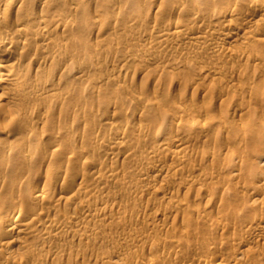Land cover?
<instances>
[{
    "label": "bare ground",
    "instance_id": "6f19581e",
    "mask_svg": "<svg viewBox=\"0 0 264 264\" xmlns=\"http://www.w3.org/2000/svg\"><path fill=\"white\" fill-rule=\"evenodd\" d=\"M97 1L100 2V0ZM251 1V4L248 5L249 9H259L260 6L262 7L264 4V0ZM88 4L86 0H0V118L4 120L3 122L5 123L3 124H7V126H1L3 130H0L2 131L1 134L3 133L6 137L11 135L9 132L10 128H22L26 134L23 138L21 137L19 147L14 144L0 146V264H28V260H31L30 264H54V261H58L63 255H67L68 250L72 249L71 246L75 243L96 242L97 238L101 239L106 235V226L113 227L110 224L111 221H113V223L117 221L116 223L119 227H122L124 224L122 220L128 215H126L127 210H123L121 206L120 208L117 206L120 204L119 199L122 200L125 196L126 198L130 197L134 199L138 197L142 200L146 198V196L154 195L157 197H154L157 199L156 202L160 201L161 203L168 199H174L175 190L172 192L166 186H162L163 182L159 188L157 186L160 185H156L155 182L162 179L165 180L166 177H168L167 180H169L170 177L172 179L179 174L185 175L187 169L184 166V162L193 154H202L203 151H189L187 147H181L180 145L184 144L188 140V135L193 132H198L203 136L204 134H208L209 130L210 132L212 130L210 129L212 124L209 123L208 117L205 118L201 115H192L185 118L184 112L182 114H180V112L177 115L174 113V123H178L176 125L180 126L177 127L181 129H179L181 132L178 130L180 133L176 137V134H173L175 137L174 139L168 136L167 139H171L170 143L172 145H166L167 143L163 145L161 143V136L158 134V136L156 135L153 139L147 135L146 137L151 140H146V145L152 146V148H149L150 150H144V148L141 150L132 145L134 140L130 142L127 131L118 126V123L116 124L111 121L112 119L106 118V116L92 118L88 116L91 113L87 114V112L92 108H90V104L81 99L83 96L82 94H75L72 92V89L71 91H65L62 88L65 92H62L63 90L59 91L61 90L60 87L64 86L66 80L70 77H73L78 83H87V93L91 96L95 94L98 96L102 95L105 93L106 84L114 85L115 81H117L116 83H118V80L121 81L122 75H120V78L119 75L114 73H109L105 77L102 75L103 79L101 81H99L100 79H98V81H92V79L90 80L88 78L87 72L91 69H95L99 71V73L102 72L103 68L99 66L97 57L105 54L106 50L104 47L110 43L108 41L109 36L106 37V35H104L106 32L102 30L104 24L103 20L100 18L103 17L99 19L95 18V21L91 25L92 27H90H97L100 29V33H103L102 35H97L94 55L86 57L84 59L85 61H81L82 63H80L79 59L77 61L75 59L77 52L73 49L76 48L74 45L79 41V39H77L79 36L76 37V35L78 34L77 31L82 29L81 26L79 27L75 16L81 10L85 11L84 8L88 6ZM228 5L229 4H226L224 7L220 6L221 8L219 10H223L224 12H222V14L230 20H227L228 22L225 20L226 23L223 24H216L215 18L217 16H212L211 13L209 14L211 17L206 18L209 15H203L205 10L202 12L198 3L189 10L187 9L188 7L186 8L181 3L178 4L176 6L178 11H188L190 15V19L188 20L190 27L186 25L188 22L184 23L181 19L172 20L167 23H156L152 32H147L148 34L137 33L129 37L131 40L145 42L144 50H141L142 48L130 46L126 48L124 57L121 60L115 61L114 65L118 64V62L119 64L125 65L131 60L133 62L138 61V63L148 62L152 57L157 58L161 54L164 55V53L175 54V56L179 54L180 57L181 55L190 56L189 54L196 52L198 49L200 50V48L202 49V47L206 48V52H204L205 56L214 58L228 56L241 60L244 59L249 45H253H251L250 42L260 41L264 43V35L258 32V28L264 25V17L258 20L248 16L243 17L241 15L242 13L240 14L241 11H237V6L239 5L238 1L237 3H231L230 6ZM239 7H241V4ZM120 15L121 13H118L115 15L116 17L114 16L115 18H113L118 20ZM106 26H108V24ZM192 26H198L200 29L203 27L205 31L192 33L190 31ZM108 29V33L110 31L112 32L110 27ZM181 42L186 44L184 46H179ZM72 46L75 48L73 47L72 49ZM115 46L112 48L114 51L122 49L119 44ZM177 46L180 48H177ZM236 46L239 47L238 49L241 53L237 50H232V47L234 48ZM196 58L197 56L193 59L195 60ZM245 59H247V57ZM162 61H165V59L160 60L158 63L160 64ZM259 61L264 63V59ZM164 63L165 62H163V64ZM147 64L148 63H146V66ZM147 67H149V65ZM172 67H175L174 69L178 68L174 65ZM218 69L211 70L210 68L206 70L207 76H214L218 72L222 73V69L220 71ZM169 72H167V74H169ZM50 78H56L58 83H52ZM123 79V81L126 80L125 82H127V80L130 81L132 77L127 72V74L123 76ZM197 81L199 80L197 79ZM193 82L196 81L194 80ZM168 94L167 91L164 93L165 96ZM144 97L146 98V96H142V94L137 95L136 93L133 100L137 101V103L143 101L147 102L149 99L145 100ZM69 99L71 102L72 100L77 101V104L75 105L74 102L72 104L75 106H71L67 102ZM155 102L157 101L155 100ZM107 103L108 106H105V112L107 110L119 111V102L111 100L110 102L107 101ZM57 107H60L59 113L55 111L57 115H61V113L64 112L72 116V120L75 119L74 121L78 124H83L88 127L85 126L84 129L82 127V132H76L73 128L70 129L71 126L65 127V124L60 122L61 119L59 118L60 123H57L59 125L62 123L59 128L56 127L58 129H54L55 131L53 130L51 134L46 133L45 127L50 124V126H52L54 122H50L52 119L51 115H53L52 113L55 110L53 108L58 109ZM91 107L94 106L92 105ZM93 109H95V107ZM241 112L244 111L241 109ZM56 113H54V115ZM243 114L246 113L244 112ZM145 124V121L142 122L141 120L136 125L140 130L146 128L147 125L145 126ZM256 125H261V129L264 130V118H262V116L250 115L247 118V122L245 124H239L237 128L244 136H248ZM7 127L10 128L7 129ZM52 127H50V129ZM93 127H98L99 129L103 127L105 130L107 129V131H103L104 133H100L99 131L95 133ZM36 132L40 134L39 136L43 139L48 135L50 136L53 143L50 142L51 146L49 148H47L48 146L44 147L40 144L42 139H38L39 136L37 137ZM133 134L136 135L135 133ZM138 134L135 136L136 140L146 142V138H141ZM141 135L143 136V134ZM137 141H135V145L138 143L141 144V142ZM150 142L156 146L153 147V145H150ZM91 152L94 154L96 153L103 161L99 158L97 161L94 157L93 161L95 163L90 161L91 158L89 156ZM138 153L142 155V159L136 161L137 156H139ZM160 154H167L171 159L177 161V164L158 165L161 162H157V164L155 161ZM216 156L217 154L213 150V152L210 151L203 157L208 159L216 158ZM88 157V162L90 164H86L84 161L85 166L82 165L84 163L80 166V163L83 161L82 159L86 160ZM229 158L226 159L229 161ZM120 160L125 163L127 162L128 165L129 163H135V165H137L126 169L128 165H125V167L122 163L120 164L118 162ZM234 160L237 161L236 164L239 163L240 165L244 162L242 156H238L236 159L234 158ZM256 160L261 169V173L258 172L260 177L258 189L264 190V171H262L264 169V154L258 155ZM155 163L157 165H155ZM42 171L43 180L34 188H31L37 175L41 174ZM205 172L203 170V173L202 171L201 174L199 173L204 184L208 180L212 181L215 177L212 176L213 174L211 175ZM191 174L189 175L192 176ZM233 176L236 175L234 174ZM133 177L136 178L137 181H135ZM239 177H241V175H239ZM172 180L175 181L177 179L175 178ZM199 181L196 180V176L195 180L186 179L185 182H181L179 189H187V191L200 189L202 187L200 186L202 182L200 183ZM176 182H174V185L179 184ZM168 183H170V180ZM248 184L250 185V183H247V185ZM168 185L170 187V184ZM111 186H116L124 190L125 193L123 194L125 195H117V192L114 195V190L111 192ZM177 186L178 185L174 187L176 188ZM258 189H254V192H252L253 194H250H252L253 199L251 206L254 207L257 205L259 208V206L262 207L259 203L264 201V192L260 190V193ZM201 191L200 189L198 192L200 193ZM208 192H210V189ZM159 196H161V198H159ZM158 198L160 200H158ZM93 199L98 200V203H93ZM111 203L112 205H110ZM263 204L264 202L262 205ZM182 205V202H178L176 206L182 208ZM251 206L250 208L252 209L253 207ZM177 207L173 208L172 206V209ZM185 207L187 208V206ZM197 211L199 212L197 213L200 214L202 210ZM144 214L146 216V213ZM205 214H208V212L204 213V215ZM22 217L25 219L22 220ZM160 217L162 216L159 214H153L150 222H156ZM137 218L139 219V216ZM148 218H150V216ZM146 223L148 224V221ZM253 223L255 224L254 226L252 225ZM253 223H251V227L247 230L248 233L250 235L252 233L257 235H252L253 238L261 236V234L264 233V219L261 217L256 219V222L254 221ZM247 236L245 238H247ZM126 237L127 238L118 240V242L122 245H129L131 242H142L140 237ZM178 244V247H180V243ZM178 244H176V246ZM233 251L232 257L236 260H240L242 257L244 258L245 255L247 256V253L250 254V251L252 252L251 248L250 251L246 249ZM66 252L67 254H65ZM119 256H121L120 252L113 255L111 254L110 256L108 255L107 257L103 256V259L102 257L100 259L112 264H123ZM169 258L170 257H168V259ZM104 262L102 261V263Z\"/></svg>",
    "mask_w": 264,
    "mask_h": 264
},
{
    "label": "rangeland",
    "instance_id": "374dc122",
    "mask_svg": "<svg viewBox=\"0 0 264 264\" xmlns=\"http://www.w3.org/2000/svg\"><path fill=\"white\" fill-rule=\"evenodd\" d=\"M86 1L89 4L84 8L85 11L81 10L75 16L79 27H82V29L77 31L78 34L76 33V37L79 36L77 39H79L81 42L77 40L78 42L76 45H74L76 48L74 46L71 47L72 49L74 47L75 49L73 50L77 52L75 59L76 61L79 59L80 63H82L85 61L84 59L86 57L94 55V48H96V38L103 33L101 34L100 29L97 27H90H92L91 25L95 21V18L99 19L100 17H103L100 18L103 20L104 24V28H102V30L106 32V34L104 33L106 37L109 36L108 41L110 43L104 47L107 53L105 52L104 55L97 57L99 66L103 68L102 72L99 73V71L91 69L87 72L88 78L90 80L92 79V81H98V79L101 81L103 79L102 75L105 77L109 73H114L119 76L122 75V78L120 76L121 81L118 80V83L115 81L114 85H105L104 83L107 90L105 89V93L99 96L96 94L94 96L89 95L87 93V83H78L73 77L68 78L65 85L61 86V90L59 91H62L63 89L65 91H71L72 89L73 93H77L79 95L82 94L83 96L81 99L95 107V109H93L94 107L89 105L92 109H90L91 111L89 110L90 112H87V114L91 113L88 116L91 118L97 116H106V118L112 119L111 121L115 122L116 124L118 123V126L124 128L127 131L130 142H133L134 140L132 145L140 148L141 150H143V148L144 150H150L149 148H152V146L150 147L149 145H146V140H149V138L146 137L147 135L153 139L158 134L161 136V143L163 145H165V143H167L166 145H172L170 143L171 139H174L181 132V129L177 127L179 125H176L178 123H174V113L177 115L180 112V114L184 112L183 114H185V118L192 115H201L205 118L208 117L209 123L212 124L210 127V129H212L211 132L209 130L208 134H204L203 136L198 132H193L192 134L188 135V140L180 146L187 147L189 151H203L204 155H207V153L210 151L213 152L214 150L217 156L216 158L207 159L203 157V152L202 154L199 153L198 155L195 153L184 162V166L187 169L185 175H177L178 178L176 176L175 178L177 180L175 181L172 180L175 178L171 179L170 177V183H168V177H166L165 180L162 179L155 182L156 185H160L157 186L159 188L163 182L162 186H166L172 192L175 190V198L172 200L168 199L171 202L168 200H165V202L162 201L163 204L160 201L156 202L157 197L154 195L146 196V198H144L145 200H140L138 197L135 199L130 197L126 198V196L122 198V200L119 199L120 204L117 207L120 208L121 206L123 210L126 209V215L128 214V217L126 216V219L124 218V220H122L124 226L122 225V227H119V225L116 223L117 221H114L115 223L111 221L110 224L113 227L106 226V235H104L105 239L103 237L101 239L97 238L96 242L94 241L92 243H75L73 245L74 247L70 245L74 250H68V254L66 252L65 254L67 255H63L61 259L54 261V264H112L107 261L104 262V260H102L103 256L107 257L108 255L110 256L111 254L113 255L119 252L121 253L119 259H121L123 264H264V233L261 234V236L254 237V239L253 236L257 235L255 233L250 235L247 231L249 230V227H251V223L254 221L256 222V219L261 217L264 219V204L262 205L264 201L261 200L263 202L259 203V205L262 207L259 205V208L257 205L254 207L251 206L253 201L252 192H254V189L257 190L258 186L260 185V182H258L260 180L258 172L261 173V169L256 159L258 155L264 154V130L261 129V125H256L251 130V134L244 136V134L239 132L237 128L239 124H245L247 122V118L250 115H256L259 117L262 116V118H264V63L262 62L263 60L259 61L264 59V43H261L260 41H254L255 43L250 42V44L253 45H249V48H251L247 49V53L245 52V58L247 57V59L244 58L242 60L228 56L215 58L211 56H205L204 52H206V48L202 47L203 50L200 48V50L198 49L196 52L191 53L192 55L189 54L190 56L181 55L180 57L179 54H176L175 56V54L164 53V55L161 54L162 56L159 55L160 57H157L158 60L157 58L152 57L153 59H151L153 61L149 59L148 62L138 63V61L136 62L134 60L136 62L135 63L131 60L125 65L119 64V62L116 64L117 66L114 65L115 61L121 60L124 57L126 54V48L135 46L140 49L142 48L141 50H144L145 42L131 40L129 37L136 35L137 33L148 34L152 32L156 23H167L172 20L181 19V21H184V23L188 22L186 25H189L188 20L190 19V15L188 14V11L184 10L180 12L176 9V6L180 3L186 8L188 7V10L198 3V6L202 9V12L205 10L203 15H209L212 13V16H217L215 18L216 24H223L230 20H228V17L222 14V12H224L223 10H219L221 7L226 6V4H229L228 6H230L231 3H237L238 1L239 5L237 6V11L240 10L241 12H239L240 14L242 13L241 15L243 17L248 16L256 20L264 17V4L262 7L260 6L259 9L250 8V10L248 5L251 4V0H199L200 2L198 0H148L150 2L147 0H100V2L97 0ZM240 4L241 7H239ZM118 13H121V15L118 20L116 19L118 21L117 22L114 18ZM208 17L211 16L209 15L206 18ZM107 24L108 26H106ZM109 27L110 30L112 29V32L110 31L108 33ZM199 29L200 27L198 26H192L190 31L192 33L205 31L203 27H201L202 30ZM258 32L264 35V25L258 28ZM118 44L122 49L120 48L121 50L114 51L112 48ZM180 44L179 46H184L186 43L181 42ZM179 46H177V48H180ZM238 48L239 47L237 46L234 48L232 47V50H237L239 53H241ZM195 54L198 58H196L197 60L193 59L196 57ZM161 57L166 58L162 59ZM164 59L165 61H162L160 64L158 63L160 60ZM163 62L165 63L163 64ZM146 63H148L147 66L149 65V67L146 66ZM173 65L178 68L174 69L175 67H172ZM210 68L211 70L218 69L219 71L222 69V73L218 72L216 75H214L215 77H208L206 70ZM127 72L129 75H131L132 79L125 82L126 80L123 81V76L127 74ZM167 72H169V74H167ZM155 75H157L159 78ZM197 79L199 81H197ZM194 80L196 82H193ZM50 81H52V83L54 82L55 84L58 83L56 78H50ZM64 90L62 92H65ZM166 91L169 93L166 95L167 97L164 95ZM136 93L137 95L142 94V96H146V98L144 97L145 100H149L147 102L143 101L141 103H137V101L133 100V97L136 95ZM108 99L119 102L118 104L120 105V108L119 111H116L117 113L113 110H107L108 112L104 111L106 109L105 106H108L107 101H111ZM155 100L157 102H155ZM67 102L71 106H75L77 104V101L75 100H72L71 102L69 99ZM74 102L75 105L72 104ZM53 109L55 110L52 113L53 115H51L52 119L50 122L52 123L54 121L53 124L55 125L52 124L53 127L50 126L51 124L46 126V133L51 134L53 130L58 129L62 123L65 124V127L71 126L70 129L73 128V130L76 132H82L85 128L86 125L84 126L83 124H78L76 121H74V118V120H72V116H69L64 112H62L61 115H57L56 112H60V107L58 109ZM241 109L246 114H243L244 112H241ZM54 113L56 114L54 115ZM59 118L61 119L60 122H62L60 125L58 124L60 123ZM139 120H142V122L145 121V126L147 125L145 129L139 130L136 125L138 122H140ZM3 121L4 120L0 118V129L4 126H7V124H3L5 123ZM50 127L52 128L50 129ZM104 127L107 128L106 126ZM8 128L10 127H7V129ZM93 128L95 133H98V131L100 133L107 131V129L105 130L103 127L100 129L98 127ZM21 129L10 128L9 132L11 135L7 137L3 133L1 134V130H3L1 129L0 146H9L14 144L15 146L19 147L21 137L23 138L26 136L24 130ZM133 133L136 135L139 133L140 135L138 134V136L141 138H146V142L137 141L135 138L136 135ZM141 134H143V136ZM173 134H176L175 137ZM36 135L38 137L40 134L36 132ZM168 136L169 138H173L169 139V141L167 139ZM39 138L42 139L40 144L44 147L48 146L47 148H49L51 143H53V140L49 135L44 139L40 136L38 139ZM135 141L141 142V144L138 143L135 145ZM150 145H153V147L156 146L151 142ZM93 154V152L90 153V161L93 163H95L93 161L94 159L97 161L99 159L103 161V159L99 158L96 153L94 155ZM138 155L139 156H137L136 161L142 159V155L139 153ZM161 155L162 154H160L155 161L156 163L161 162L160 164L157 163L158 165L163 166L166 164H177V161L171 159V157L167 154ZM238 156H242V158H244L242 165L239 163L236 164L237 161L234 160V158L236 159ZM89 157L86 160L82 159L83 161H80V166H85V162L86 164H90L88 162ZM226 158H229V161ZM118 162L120 164L122 163L124 166L128 165L127 162L125 163L122 160ZM156 163L155 165H157ZM136 165L135 163H129V167H125L126 169H129L131 167H135ZM200 170L202 173L204 170V172L206 171L205 173H209L211 175L213 174L212 176H215L214 179L212 181L204 180L206 181L205 185L202 181V177L200 176ZM262 171H264V169ZM234 174L238 176H233ZM180 175L184 178H182ZM239 175H241V177H239ZM195 176L197 181L200 180L199 182H202V185L200 184V186H202L200 188L202 190L200 193L198 192L200 189H192V191H187V189L182 188L179 189L181 182H185L186 179L195 180ZM133 179L137 181L136 178L133 177ZM42 180L43 171L41 174L37 175V178L35 179V182L32 184L31 188H34L38 183H41ZM173 181H177L179 183L176 184L178 185L176 188L174 187L176 185H174ZM247 183H250V185L248 184V186ZM166 184H170V187ZM207 189L208 191L210 189V192H208ZM260 190L264 192V190L260 188L258 189V192L261 193ZM112 191L114 192V195L116 192L117 195L125 193L124 190H121L116 186H111V192ZM159 198H161V196H159ZM159 198L158 200H160ZM97 201L98 200L95 199L92 200L93 203H98ZM178 202H182V208H178L176 206ZM110 205H112V203ZM184 205L187 206V208ZM172 206L173 208L177 207L179 210L177 208L172 209ZM250 206L253 208L251 209ZM197 210L202 211L200 214H198L199 212ZM206 212H208V214L204 215ZM144 213H146L147 217ZM153 214H159L162 217H160L156 222H150L151 216ZM138 216L139 219L137 218ZM149 216L150 218H148ZM21 219L23 220L25 218L22 217ZM146 220L148 221L149 225L146 223ZM252 225L254 226L255 224L253 223ZM126 236L134 238L140 237L142 242H131L129 245L120 244L118 240L127 238ZM246 236L247 238H245ZM178 243H180V247H178ZM176 244L178 245L176 246ZM250 248L252 252L250 251ZM238 249L249 250L250 254L247 253V256L245 255L246 257L244 256V258L242 257L240 260L233 259V250L238 251ZM101 257L102 259H100ZM168 257L170 258L168 259ZM102 261L104 263H102ZM28 262L27 263L30 264L31 260H28Z\"/></svg>",
    "mask_w": 264,
    "mask_h": 264
}]
</instances>
